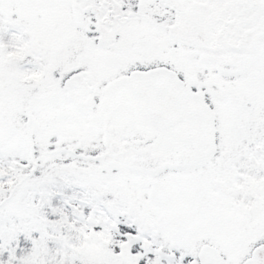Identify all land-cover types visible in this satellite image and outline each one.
<instances>
[{
  "label": "snow or ice",
  "instance_id": "snow-or-ice-1",
  "mask_svg": "<svg viewBox=\"0 0 264 264\" xmlns=\"http://www.w3.org/2000/svg\"><path fill=\"white\" fill-rule=\"evenodd\" d=\"M0 264H264V0H0Z\"/></svg>",
  "mask_w": 264,
  "mask_h": 264
}]
</instances>
